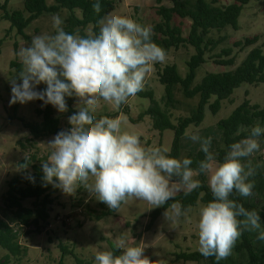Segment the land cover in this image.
<instances>
[{
  "label": "clouds",
  "instance_id": "clouds-1",
  "mask_svg": "<svg viewBox=\"0 0 264 264\" xmlns=\"http://www.w3.org/2000/svg\"><path fill=\"white\" fill-rule=\"evenodd\" d=\"M92 9L101 12L99 0ZM63 23L59 15H53L55 33L35 35L31 45L19 51L22 68L17 76L22 83L11 81L10 104L41 100L63 113L67 111L66 97L74 96L80 102L68 118L71 128L46 144L49 155L42 163L45 186L51 184L69 195L83 187L116 211L130 199L156 208L177 193L187 195L201 187L194 177L207 173L214 199L199 208L200 254L215 257L217 262L226 259L244 231H256L257 240L264 241L260 215L229 198L234 190L243 197L252 195L254 184L248 178L255 175V168L241 158L260 151L257 138L264 128H251L247 138L230 145L218 164L210 151L212 138L193 134L191 140L199 141L205 154L195 170L189 158L171 157L167 148L145 147L137 133L122 128L119 117L97 118L95 113L101 101L119 108L142 91L153 66L165 61L166 51L152 40V27L126 16L108 15L98 21L99 34L80 36L78 31L66 32ZM41 83L47 87L37 91ZM188 211L173 203L164 218L174 225ZM115 247L122 249L121 254L97 251L95 264H153L140 245L120 238Z\"/></svg>",
  "mask_w": 264,
  "mask_h": 264
},
{
  "label": "rangeland",
  "instance_id": "rangeland-1",
  "mask_svg": "<svg viewBox=\"0 0 264 264\" xmlns=\"http://www.w3.org/2000/svg\"><path fill=\"white\" fill-rule=\"evenodd\" d=\"M47 2L49 5L55 4L54 0H47ZM115 2L117 3L116 9L110 15L126 16L151 27L161 22V17L157 13L158 7L161 5L172 7L173 5L171 0H164L161 4L157 0H115ZM0 3L7 4L6 8L9 13L25 9V0H0ZM235 3L236 0H220L221 5ZM4 14L5 12L0 10V42H2L0 53V218L5 217L4 197L9 190V182L15 177L25 175L20 167L21 161L32 155H36L39 159L47 158L49 151L46 144L55 137H44L32 143L28 141L32 136L18 118L31 123H41L43 117L38 115L37 111H43L46 105L41 100H33L25 104L19 102L10 104L11 81L16 79L17 83H22L17 76L19 73L17 67L12 68L11 63L16 60L17 64H21L18 53L22 48L31 45L33 36L55 33L52 27L53 15H59L63 19L62 27L66 31V19L69 12L61 10L57 14H43L25 29L28 39L21 35L16 27H13L11 21L4 19ZM24 16L28 18L29 14L25 13ZM191 24L192 22L188 19L183 20L178 17L174 19V25L181 27L185 38L189 36ZM86 33H93V27L89 26ZM223 34L229 36V41L210 53L209 58L218 53L221 48L232 46L234 42L244 41L246 38L259 36L261 38L259 45L262 44L264 42V0H251L243 8L239 18V29L236 31L228 27ZM249 50L250 48L240 52L236 49V64L232 67L217 65L215 60L209 59L198 69L195 84H199L208 73H224L234 70L246 58ZM194 53L191 47L172 50L166 55L164 62L153 66L142 91H153L156 100L162 101L165 88L159 82L158 69L168 64H175L178 66L180 75L185 77L188 73L187 62ZM46 87V84L41 83L36 86V90L43 91ZM175 97L179 103L177 110H173L175 118L188 116L200 100L199 97L186 98L180 87L177 88ZM246 99L250 100L253 105L263 108L264 84L242 85L235 90L230 99L222 102V108L217 114H213L207 106L201 126L190 127L182 137L179 159L186 158L190 153L196 154L201 151L200 142L190 138L196 134L201 139L212 138L210 151L214 154L218 164L219 150L224 148L218 123L227 119ZM214 102L215 98L210 104ZM79 103L76 98L73 105L75 110H78ZM150 106V99L136 94L129 97L119 108H113L110 104L101 101L100 108L95 115L97 118L101 116L119 117L122 121V128L137 133L142 145L167 148L169 154L174 133L169 130L161 135L154 129L151 117L144 115ZM53 108L55 117L60 119L61 130H69L71 125L68 121L70 117L68 110L60 113L55 107ZM139 117L141 120L137 122ZM257 139L260 143V151L250 157L241 158L242 163L247 165L251 161L255 168V175L248 178L254 184L252 195L243 197L239 194V196L245 203L262 208L264 207V136ZM257 165L260 166L256 167ZM28 171L31 173L32 169L29 168ZM52 199L54 203L50 207L51 217L47 223L43 224L40 232H37L34 227L17 228L15 224H12L18 229L19 243L26 252L19 257L12 258L11 263L8 264H77L76 260L95 264L94 256L97 251L111 250L114 255L121 254L122 249L118 250L115 247L120 238L125 239L129 244L144 247V254L153 261V264H210L208 259L192 262L179 258L182 253L199 252L197 223L199 208L204 206L201 202L189 208L187 216L182 217L173 225L165 220V212L151 224L152 214L162 206L151 208L152 206L145 201L130 199L122 203L118 211L111 210L83 187L72 195L65 194L60 189L53 194ZM31 205L32 200L24 202L26 207H31ZM104 213L106 216H103ZM98 217L101 219L99 220ZM148 225H150L149 230H147ZM261 228L264 229V222H261ZM248 234L257 254L261 257V264H264V241L257 240L256 231H248ZM241 241L242 236L237 240L231 255L222 260L225 264H252L246 250L236 249ZM6 254L7 252L0 247V262L4 260Z\"/></svg>",
  "mask_w": 264,
  "mask_h": 264
},
{
  "label": "trees",
  "instance_id": "trees-1",
  "mask_svg": "<svg viewBox=\"0 0 264 264\" xmlns=\"http://www.w3.org/2000/svg\"><path fill=\"white\" fill-rule=\"evenodd\" d=\"M9 1V0H8ZM55 4L49 5L47 0H25L24 11L9 13L7 4L0 3V10L5 12L4 19L12 22L13 27L28 39L25 29L40 16L46 13L57 14L61 10L69 12L66 19V32L80 36H87L86 29L93 27V33L99 34V20L110 15L116 9L115 0H99L102 5L101 12L95 13L92 4L97 0H54ZM164 0H157L161 4ZM172 7L163 5L157 8V13L161 17V22L152 27V40L161 46L166 54L172 50L183 47H191L195 53L187 62L188 73L182 77L178 66L168 64L158 69L159 82L164 86L165 93L162 101H157L153 91H140L137 93L142 98L151 100V106L144 114L150 116L155 130L161 135L166 131H173L174 139L169 155L179 159L181 157L180 141L190 127L198 128L204 121L207 106L213 114H217L222 108V102L232 97L235 90L242 85L264 84V42L259 45L261 38L255 36L246 38L244 41H236L232 46L223 47L213 57L209 54L218 50L220 46L229 41V36L223 34L228 27L234 30L239 29V18L245 5L251 0H236L235 4L221 5L220 0H171ZM7 3V2H6ZM25 13L29 14L26 18ZM188 19L192 22L189 36L185 38L181 27L174 25V19ZM143 25V24H142ZM2 42H0L1 53ZM246 58L234 70L224 73H208L199 84H195L198 69L208 62L215 60L220 66L232 67L236 64L235 50L244 52L249 49ZM11 67H17L18 72L22 65L16 60L11 63ZM180 87L183 95L188 99L199 97L198 105L185 117H174V111L179 104L176 99L177 88ZM45 88V87H44ZM215 98V102L210 104ZM68 115H73L77 110L73 108L76 97H66ZM174 110V111H173ZM37 114L43 117L41 123H31L23 118H18L26 128L32 138L29 142L38 139L56 136L61 130L60 119L55 117L54 108L47 104L43 111L38 110ZM176 119V120H175ZM141 117L138 118L139 122ZM135 122V121H134ZM136 123V122H135ZM264 125V107L253 105L250 100H245L233 113L218 123V128L222 132L223 149L219 150V163L225 159L229 147L232 143L239 142L249 136L251 128ZM264 136L261 134L260 137ZM259 138V137H258ZM23 159L20 163L23 176H18L9 182V190L4 197V215L0 218V247L7 252L4 260L0 264L11 263L12 258L19 257L26 252L19 243L20 233L17 228L34 227L37 232L41 231L43 224L47 223L51 217L50 207L54 200L52 196L60 189L51 184L45 186L43 181L42 163L47 158L39 159L36 155ZM186 158L193 161L191 168L198 169L199 162L205 159V154L200 151L196 154H188ZM27 164V168L23 165ZM32 172L29 173L28 169ZM31 177V179H30ZM198 180L201 187L195 189L190 194L184 192L177 194L172 200L155 210L152 214V222H155L173 203H179L183 209L195 207L199 202L206 205L214 199L208 186V174L200 173ZM230 199L242 204L248 210H255L264 222V207L245 203L235 190L231 193ZM32 200L31 207L24 206V202ZM103 216H106L104 213ZM100 220L101 217H98ZM242 219V217L240 218ZM15 224L17 228H14ZM150 224V225H151ZM150 225L147 226L149 230ZM242 241L237 245L238 251L246 250L251 258L252 264H261V257L257 254L256 248L252 245L248 231L242 233ZM184 261L199 262L208 259L210 264H225L222 260L216 261L215 257L205 258L200 252L182 253L179 257ZM77 264H91V262L76 260Z\"/></svg>",
  "mask_w": 264,
  "mask_h": 264
},
{
  "label": "crops",
  "instance_id": "crops-1",
  "mask_svg": "<svg viewBox=\"0 0 264 264\" xmlns=\"http://www.w3.org/2000/svg\"><path fill=\"white\" fill-rule=\"evenodd\" d=\"M196 178L198 179V176H196ZM187 210H189V209H187Z\"/></svg>",
  "mask_w": 264,
  "mask_h": 264
}]
</instances>
